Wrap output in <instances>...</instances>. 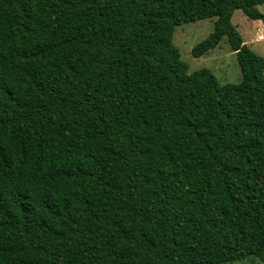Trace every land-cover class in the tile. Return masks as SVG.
<instances>
[{
  "label": "trees",
  "instance_id": "16d2710c",
  "mask_svg": "<svg viewBox=\"0 0 264 264\" xmlns=\"http://www.w3.org/2000/svg\"><path fill=\"white\" fill-rule=\"evenodd\" d=\"M264 0H0V264H264ZM215 17L241 72H188Z\"/></svg>",
  "mask_w": 264,
  "mask_h": 264
},
{
  "label": "rangeland",
  "instance_id": "374dc122",
  "mask_svg": "<svg viewBox=\"0 0 264 264\" xmlns=\"http://www.w3.org/2000/svg\"><path fill=\"white\" fill-rule=\"evenodd\" d=\"M257 8L264 13V3ZM214 19L215 17H206L177 24L172 42L178 48L180 59L187 64L189 73L206 68L220 83H238L241 81L240 68L235 52L229 48L225 36L217 46L202 55L194 56L191 52L192 48L212 31ZM231 22L242 36L244 43L264 58V22L248 18L240 9L233 12ZM230 264H252V262L244 260Z\"/></svg>",
  "mask_w": 264,
  "mask_h": 264
},
{
  "label": "bare ground",
  "instance_id": "6f19581e",
  "mask_svg": "<svg viewBox=\"0 0 264 264\" xmlns=\"http://www.w3.org/2000/svg\"><path fill=\"white\" fill-rule=\"evenodd\" d=\"M259 38H261V37H259Z\"/></svg>",
  "mask_w": 264,
  "mask_h": 264
}]
</instances>
